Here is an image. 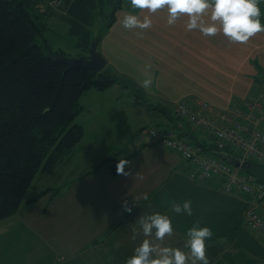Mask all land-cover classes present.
<instances>
[{"label":"crops","instance_id":"0c3cea01","mask_svg":"<svg viewBox=\"0 0 264 264\" xmlns=\"http://www.w3.org/2000/svg\"><path fill=\"white\" fill-rule=\"evenodd\" d=\"M260 7L264 11V0ZM129 11L141 18L150 15L152 25L125 29L119 18ZM115 15L97 49L118 80L107 89L95 92L90 88L82 93V110L75 122L82 126L83 136L45 174L58 175L63 185L32 186L34 179L16 212L0 219V264H125L143 238L131 239L132 226L138 227V217L153 211L172 217L175 231L165 237L164 243L183 247L187 228L199 221L213 229L207 244L210 264H264V245L245 222L246 198L223 191L219 179L198 181L193 164L159 142L146 141L144 125L150 121H142L136 110L149 104L150 97L144 94L163 105L174 106L176 100L187 97L210 102L216 110L231 106L244 109L264 89V32L246 43L232 42L222 32L206 36L199 30L186 29L187 14L169 25L166 8L156 12L134 9L130 0H122ZM115 58L126 61L133 76L122 74L126 75L123 80L133 84L141 95L136 94L135 101L125 107L115 103V110L132 113L134 118L130 126L127 120L115 118L118 147L112 156L104 154V148L98 152L105 141L103 136L85 140V124L80 119L87 108L83 98L88 93L92 98H102L119 85L121 75L117 74ZM146 73L152 78L149 88L141 84ZM139 97L144 98L143 105ZM114 101H120L116 93ZM173 106L168 107L170 113L162 117L164 121L156 116L151 123L158 118L154 126L172 127L191 141L206 144L200 137L204 131L173 117ZM101 112L93 114L94 121ZM121 123L125 127L121 128ZM97 126H102L100 121ZM77 155L81 160L75 163ZM125 157L131 162L125 165L126 171L130 169L128 175L116 170L118 160ZM184 199L192 201L191 216L171 211L173 200ZM125 200L132 212L124 209Z\"/></svg>","mask_w":264,"mask_h":264},{"label":"trees","instance_id":"16d2710c","mask_svg":"<svg viewBox=\"0 0 264 264\" xmlns=\"http://www.w3.org/2000/svg\"><path fill=\"white\" fill-rule=\"evenodd\" d=\"M121 7L122 0H0V219L15 213L36 175L51 172L83 136L75 122L82 93L118 80L108 66L66 70L55 59L66 52L43 38L45 19L62 11L59 17L76 37V56L83 57L92 40L101 39L92 31L97 17L106 28ZM203 146L216 150L214 143Z\"/></svg>","mask_w":264,"mask_h":264},{"label":"clouds","instance_id":"9594fccd","mask_svg":"<svg viewBox=\"0 0 264 264\" xmlns=\"http://www.w3.org/2000/svg\"><path fill=\"white\" fill-rule=\"evenodd\" d=\"M262 0H130L134 9H147L156 12L167 9V23L175 24L178 17L187 14V30H199L206 36H214L222 32L230 41L246 43L258 32H264V11L260 5ZM205 17H208L206 21ZM119 23L125 29H147L153 21L150 15L143 18L136 12L129 11ZM141 84L149 88L152 84L150 74H145ZM131 162L120 158L116 165L118 173L129 174L125 165ZM148 197L145 196V199ZM126 211L132 212L127 200L123 202ZM171 211L176 214L193 213L192 201L173 200ZM138 227L132 226L131 239L143 238L135 246L133 253L125 260V264H210L207 255V244L213 236L209 225H201L196 221L188 227L183 247L164 243L166 236H171L175 229L172 217L167 212L153 211L138 217Z\"/></svg>","mask_w":264,"mask_h":264},{"label":"built area","instance_id":"2783aa9c","mask_svg":"<svg viewBox=\"0 0 264 264\" xmlns=\"http://www.w3.org/2000/svg\"><path fill=\"white\" fill-rule=\"evenodd\" d=\"M174 113L205 131L218 150L229 147L242 157L264 164V91L250 100L244 110L238 107L215 110L211 103L203 99L181 98L175 104ZM148 137L159 139L192 161L197 166L196 176L199 180L205 182L217 177L225 191L253 196L254 200L246 208V219L251 230L264 242V218L256 205V200L264 196V184L259 179L211 152H202L199 146L172 130L151 128Z\"/></svg>","mask_w":264,"mask_h":264},{"label":"rangeland","instance_id":"374dc122","mask_svg":"<svg viewBox=\"0 0 264 264\" xmlns=\"http://www.w3.org/2000/svg\"><path fill=\"white\" fill-rule=\"evenodd\" d=\"M44 5V3H40ZM47 6V3L45 4ZM44 9V7H43ZM57 9V8H55ZM110 10L112 8H107L106 12L110 15ZM60 13L63 12L60 10H56L55 14L52 16H49L45 19L48 29L44 32L43 38L49 43V45L54 50H63L66 52L67 56H76L80 51L76 47V37L74 35H71L68 32V26L67 24L59 17ZM111 16V15H110ZM93 33L96 35L98 33H103L105 31V24L101 20V18L97 17L93 27H92ZM107 47H110V44H108ZM143 55L146 54V52L142 53ZM155 58H160L159 54H155ZM106 59V58H105ZM173 59V58H171ZM171 59H169V62H171ZM163 60V59H162ZM115 68L117 69L119 75H121V80L118 82L119 85H115L117 88L112 89L111 91L106 92L102 98H92V96L88 93L84 98V104L87 105V108L85 110L84 115L81 117L80 120H82L85 124V140L90 141L96 135H101L103 138H105V141L98 149V152L103 151L104 148V154H111L114 156L115 152V146L118 147V144L115 145V118L116 119H123L127 120L128 126L131 124V120L134 118L132 113H129L127 111L121 110H115V103H119L122 107L128 106L129 101H135L136 94L141 95L139 93L140 91L135 92V86L130 85L128 81L123 80L124 77L127 75L128 77L132 78V71L130 68L126 65V61L123 59L115 58ZM122 74H126L125 76ZM129 79V78H128ZM134 83V81H133ZM170 87H173V83H168ZM113 86V85H112ZM135 88V89H134ZM91 90L97 92L99 90H96L94 88H91ZM138 90V89H137ZM138 92V93H137ZM115 93L117 94V97H119L120 101H114L115 100ZM101 94V93H98ZM143 97H150V102L147 104L144 108H136L137 112H140V116L142 117V121H150L145 123L149 127V125H156L158 118H156L152 123L151 119L158 116L160 120L164 121L162 117L165 118V116H169L170 108L173 106L172 103H169L166 105V103L160 104L157 103V101H154L155 99L152 98L149 95L144 94ZM139 97L141 102H143L144 98ZM149 101V100H148ZM142 105L144 104L141 103ZM164 106V107H161ZM103 107L104 113L101 112V109ZM166 107V108H165ZM170 107V108H168ZM214 108V107H213ZM215 109V108H214ZM95 112H101L102 115L98 118V120L94 121L92 116ZM77 121V119H76ZM100 121V125L102 126L99 128L97 126V123ZM185 122L188 125H191L188 121L185 120ZM192 126V125H191ZM125 127L124 123H121V128ZM194 127V126H193ZM196 128V127H195ZM98 129V130H97ZM198 130V129H197ZM127 131V130H126ZM200 137L203 138L205 142L210 145L213 143L212 140H209L208 136L205 133L200 134ZM118 149V148H117ZM81 158V156L77 155L75 157V160L73 162L78 163ZM55 185L56 186H62L63 182L58 180V175H43L42 173H38L35 177L34 183L32 186H48V185ZM264 201L259 202L258 205H260V211L262 214H264V204L261 205V203ZM22 212V211H21ZM3 224V223H2ZM258 264V263H254ZM263 264V263H261Z\"/></svg>","mask_w":264,"mask_h":264},{"label":"water","instance_id":"95a60500","mask_svg":"<svg viewBox=\"0 0 264 264\" xmlns=\"http://www.w3.org/2000/svg\"><path fill=\"white\" fill-rule=\"evenodd\" d=\"M99 38L96 37L92 40L85 57L60 55L55 59L66 65V70L71 67H85L95 72H100L106 65L105 57L98 51ZM219 157L228 160L233 165L241 168L242 170L256 176L264 183V165L252 162L250 160H243L239 157L229 155L223 152H217Z\"/></svg>","mask_w":264,"mask_h":264},{"label":"bare ground","instance_id":"6f19581e","mask_svg":"<svg viewBox=\"0 0 264 264\" xmlns=\"http://www.w3.org/2000/svg\"><path fill=\"white\" fill-rule=\"evenodd\" d=\"M152 141L153 142H159V143H161V144H163L159 139H157V138H152ZM164 145V144H163ZM165 147H167L166 145H164ZM168 148V147H167Z\"/></svg>","mask_w":264,"mask_h":264}]
</instances>
